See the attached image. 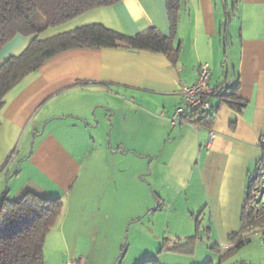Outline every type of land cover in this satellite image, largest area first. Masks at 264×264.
Instances as JSON below:
<instances>
[{
	"label": "crops",
	"instance_id": "obj_1",
	"mask_svg": "<svg viewBox=\"0 0 264 264\" xmlns=\"http://www.w3.org/2000/svg\"><path fill=\"white\" fill-rule=\"evenodd\" d=\"M69 23L68 30L99 23L128 36L150 27L169 35L165 0H120ZM29 41L12 38L0 49V64ZM173 44L179 45L175 60L128 48L70 49L6 94L0 197L6 191L13 201L32 193L63 202L45 238V264L56 246L59 264L72 255L83 264H112L127 222L154 202L173 209L180 196L187 206L202 199L207 238L220 246L205 258L219 261L240 239L229 237L241 229L264 151V0H181ZM201 63L209 64L212 85L236 87L242 107L214 100L210 126L171 124L181 103L179 85L195 83ZM248 244L246 255L226 264H264V243ZM166 256L161 253L158 263Z\"/></svg>",
	"mask_w": 264,
	"mask_h": 264
},
{
	"label": "trees",
	"instance_id": "obj_2",
	"mask_svg": "<svg viewBox=\"0 0 264 264\" xmlns=\"http://www.w3.org/2000/svg\"><path fill=\"white\" fill-rule=\"evenodd\" d=\"M120 0H0V49L17 35L30 37L27 47L16 56H10L0 64V112L6 94L26 76L34 73L49 58L75 48H128L162 53L175 60L179 45L173 44L181 0H165L169 23V35H163L155 27L128 36L109 29L99 23H91L40 39L39 35L50 27L66 24L83 13L113 5ZM44 23L39 25L38 18ZM228 19V18H227ZM222 25V32L225 28ZM221 32V33H222ZM235 88L228 87L222 94V101L240 110L235 96ZM187 123L197 127H208L213 115L194 112L186 118ZM252 190L247 191L242 210V226L238 233L230 235L233 240L241 233L264 225V207H251ZM63 209L60 198H41L32 193L10 200L5 191L0 197V264H45L44 242L46 235L55 225ZM188 246V248L186 247ZM238 240L230 249L241 246ZM212 249L219 252L220 246ZM194 252L189 240L185 244L172 247L171 251ZM226 252V251H225ZM207 261L203 264H220ZM160 253V251H159ZM136 264H159L154 258H146Z\"/></svg>",
	"mask_w": 264,
	"mask_h": 264
},
{
	"label": "rangeland",
	"instance_id": "obj_3",
	"mask_svg": "<svg viewBox=\"0 0 264 264\" xmlns=\"http://www.w3.org/2000/svg\"><path fill=\"white\" fill-rule=\"evenodd\" d=\"M229 8L231 9V5ZM69 22L57 27L47 28L39 35V38L45 39L67 31L72 24ZM38 23L42 25L44 19L41 17L38 18ZM5 45L6 43L2 48ZM16 151L17 147L15 149V154ZM150 195L153 199L152 194ZM254 195L255 192L252 193V196ZM164 197L166 198V196ZM172 198V196H169L167 199L170 200ZM202 206L203 203L200 196L197 197V200H193L189 206L186 205L184 198L180 196L176 198L173 209H170L166 204L161 202L158 208L157 203L154 202L151 208H146L144 212H141L137 221L133 223L127 222L120 236L121 238L119 239L121 242L113 246L115 248L118 247V251L112 264H136L145 258H154L158 261V256L164 252L167 256L164 257V259L160 258L161 261L159 260V264L163 263V260L184 262L187 259H195L197 264L211 261L210 259L212 258H205L206 252L216 254L217 251L212 249L214 244H211L207 238ZM250 206L253 207L254 210L258 207V205L253 203V198ZM187 239L193 249L197 247L196 253L176 250L171 251L172 247L175 245L185 244ZM251 242H253V240ZM247 246H249V244L245 243L230 250L228 249L232 246H228L220 264H226L228 260H230L229 263H233L234 259H237V257H243L248 253ZM186 247L188 248L187 245ZM59 250V247L56 246L55 250L48 251V254L53 257V259L51 258L53 264L60 263L59 258L61 253H59ZM70 257L73 259L77 258V256L74 255ZM52 262L50 261V264H52Z\"/></svg>",
	"mask_w": 264,
	"mask_h": 264
},
{
	"label": "built area",
	"instance_id": "obj_4",
	"mask_svg": "<svg viewBox=\"0 0 264 264\" xmlns=\"http://www.w3.org/2000/svg\"><path fill=\"white\" fill-rule=\"evenodd\" d=\"M210 67L208 63H201L197 69V79L193 84L181 82L178 88V94L181 98L180 105L173 111L169 120L171 124H181L187 122L186 118L194 112L209 113L214 116L216 109L214 100L222 101V94L228 91L227 86L212 85L210 83ZM213 137L210 134L209 140ZM261 145L264 148V137L261 139ZM15 157V149L8 158L12 161ZM252 193L253 203L258 207H264V151L261 159L257 163L256 171L252 176ZM257 207V208H258ZM252 240H257L264 243V225L250 229L243 233L238 240L241 244L249 243ZM224 246V245H223ZM67 264H83L76 259H71Z\"/></svg>",
	"mask_w": 264,
	"mask_h": 264
}]
</instances>
